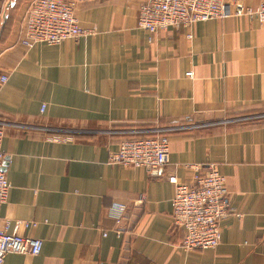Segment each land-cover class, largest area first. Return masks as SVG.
I'll return each mask as SVG.
<instances>
[{
    "label": "crops",
    "instance_id": "0c3cea01",
    "mask_svg": "<svg viewBox=\"0 0 264 264\" xmlns=\"http://www.w3.org/2000/svg\"><path fill=\"white\" fill-rule=\"evenodd\" d=\"M141 1L76 0L91 33L27 48L24 7L3 9L0 126L11 187L0 221H38L18 232L42 239L37 255L8 253L3 264H264V22L229 16L149 41L136 26ZM153 135L169 139L163 168L108 163L122 139ZM209 165L225 177L232 213L216 247L186 251L168 176L188 181ZM113 203L127 207L118 233Z\"/></svg>",
    "mask_w": 264,
    "mask_h": 264
},
{
    "label": "built area",
    "instance_id": "2783aa9c",
    "mask_svg": "<svg viewBox=\"0 0 264 264\" xmlns=\"http://www.w3.org/2000/svg\"><path fill=\"white\" fill-rule=\"evenodd\" d=\"M7 0H0V18ZM76 0H31L23 16L20 43L30 47L36 43L57 45L66 39H78L91 33L80 26L75 13ZM246 15L264 22V0L251 7L245 0H142L136 16L137 28L148 34L150 41L157 32L194 23ZM190 75L191 72H187ZM6 76H1L4 82ZM43 110L44 106L41 107ZM0 126V209L6 202L11 187L3 169L4 151ZM169 162V139L165 135L128 137L120 141L117 150L108 155V163L124 167H143L148 171L161 169ZM174 183L171 199V223L183 230L181 246L186 251L216 247L222 234L220 220L231 214L227 201L225 177L214 166L200 173L195 172L188 181L168 176ZM126 205L113 203L108 216L113 220L115 231L123 224ZM38 221H17L12 227L9 221H0V264L8 253L37 255L42 239L23 235L18 227H35ZM118 233V232H117ZM104 234V233H103Z\"/></svg>",
    "mask_w": 264,
    "mask_h": 264
},
{
    "label": "rangeland",
    "instance_id": "374dc122",
    "mask_svg": "<svg viewBox=\"0 0 264 264\" xmlns=\"http://www.w3.org/2000/svg\"><path fill=\"white\" fill-rule=\"evenodd\" d=\"M31 0H11L10 4L9 5H12L11 7H9L8 3L4 6L6 8L5 11H8L7 9H9V13L14 15L17 13V10L18 8H20V6L22 5L24 7V11L28 5V3L30 2ZM4 14V13H3ZM2 14V15H3Z\"/></svg>",
    "mask_w": 264,
    "mask_h": 264
}]
</instances>
